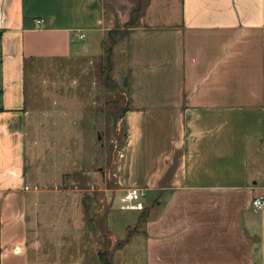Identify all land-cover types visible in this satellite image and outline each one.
I'll return each mask as SVG.
<instances>
[{
  "label": "crops",
  "instance_id": "crops-1",
  "mask_svg": "<svg viewBox=\"0 0 264 264\" xmlns=\"http://www.w3.org/2000/svg\"><path fill=\"white\" fill-rule=\"evenodd\" d=\"M140 1L0 0V264H31L27 63L69 56L71 35L91 50L135 10L123 175L157 212L133 264H264V0ZM144 73L162 76L140 90Z\"/></svg>",
  "mask_w": 264,
  "mask_h": 264
},
{
  "label": "rangeland",
  "instance_id": "rangeland-1",
  "mask_svg": "<svg viewBox=\"0 0 264 264\" xmlns=\"http://www.w3.org/2000/svg\"><path fill=\"white\" fill-rule=\"evenodd\" d=\"M146 2H139V13ZM135 11L128 26L136 24ZM129 12L124 7L123 13ZM126 26L99 35L91 50L71 35L69 56L27 63L24 195L31 264H133L145 248L155 203L146 188L123 175L131 168L130 162L123 164L129 139L125 91L132 87L125 66ZM148 43L143 46L150 56L160 57L164 47ZM149 73L140 90L162 76ZM133 187L145 192L144 212L119 208L123 193Z\"/></svg>",
  "mask_w": 264,
  "mask_h": 264
},
{
  "label": "built area",
  "instance_id": "built-area-1",
  "mask_svg": "<svg viewBox=\"0 0 264 264\" xmlns=\"http://www.w3.org/2000/svg\"><path fill=\"white\" fill-rule=\"evenodd\" d=\"M35 26L39 28L43 22L41 20H35L34 22ZM82 39V36L79 37ZM145 192L144 190L140 188H129L126 190L121 199H120V210L121 211H127V212H142L145 209ZM252 208L254 210H262L264 209V195L256 197L252 201Z\"/></svg>",
  "mask_w": 264,
  "mask_h": 264
},
{
  "label": "trees",
  "instance_id": "trees-1",
  "mask_svg": "<svg viewBox=\"0 0 264 264\" xmlns=\"http://www.w3.org/2000/svg\"><path fill=\"white\" fill-rule=\"evenodd\" d=\"M145 210V209H144ZM142 212H144V211H142Z\"/></svg>",
  "mask_w": 264,
  "mask_h": 264
},
{
  "label": "water",
  "instance_id": "water-1",
  "mask_svg": "<svg viewBox=\"0 0 264 264\" xmlns=\"http://www.w3.org/2000/svg\"><path fill=\"white\" fill-rule=\"evenodd\" d=\"M125 85H126V83H125Z\"/></svg>",
  "mask_w": 264,
  "mask_h": 264
}]
</instances>
